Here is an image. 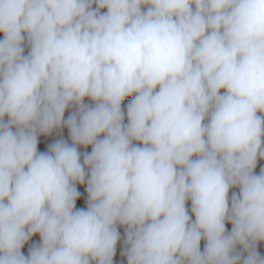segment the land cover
<instances>
[{"label":"clouds","instance_id":"9594fccd","mask_svg":"<svg viewBox=\"0 0 264 264\" xmlns=\"http://www.w3.org/2000/svg\"><path fill=\"white\" fill-rule=\"evenodd\" d=\"M0 34V264L121 228L127 264H264V0H0Z\"/></svg>","mask_w":264,"mask_h":264},{"label":"rangeland","instance_id":"374dc122","mask_svg":"<svg viewBox=\"0 0 264 264\" xmlns=\"http://www.w3.org/2000/svg\"><path fill=\"white\" fill-rule=\"evenodd\" d=\"M0 39H2V34H0ZM27 52V49H26ZM131 99V97H128L125 99V101L123 102L124 105H126L129 100ZM89 102V101H86ZM70 111V110H69ZM68 111H66L65 116L67 117L68 115ZM61 136H63L64 139H68V132L67 129H63L60 132H53L50 136H41L39 137V143H38V151H46L47 150V146L48 144L52 143L53 141H55L56 139L60 138ZM91 149L88 148L87 151H90ZM81 152L85 151V149L81 148L80 149ZM264 167V160H259L257 162V168H256V173L259 174L260 168ZM78 190L82 193L80 199L77 201V207H86L85 205V200L87 198V194L84 191L86 185H78ZM188 208L190 210L191 204L190 201L188 202ZM227 228L230 230L231 225H227ZM120 234H121V240L118 241L117 243V250H116V255L114 257V264H127V259L125 256L121 255V252L123 250V229H119ZM39 242V235L37 234L36 236L32 237V239L25 244L24 248L22 249L23 253L25 255H27V251L28 248L33 244V243H37ZM201 249H203V241L201 242ZM257 251L260 253L261 256H264V242H260L257 245Z\"/></svg>","mask_w":264,"mask_h":264}]
</instances>
